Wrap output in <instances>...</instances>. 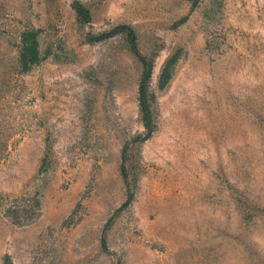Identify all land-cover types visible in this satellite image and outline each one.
<instances>
[{
  "label": "rangeland",
  "instance_id": "374dc122",
  "mask_svg": "<svg viewBox=\"0 0 264 264\" xmlns=\"http://www.w3.org/2000/svg\"><path fill=\"white\" fill-rule=\"evenodd\" d=\"M72 1L0 0V264H264V0Z\"/></svg>",
  "mask_w": 264,
  "mask_h": 264
},
{
  "label": "trees",
  "instance_id": "16d2710c",
  "mask_svg": "<svg viewBox=\"0 0 264 264\" xmlns=\"http://www.w3.org/2000/svg\"><path fill=\"white\" fill-rule=\"evenodd\" d=\"M71 6L73 7L77 18L80 21L85 22L90 20L91 18L90 10L86 7V5L83 2H81L80 0H73ZM116 32H123L125 34L131 50L139 58V60L143 65L142 73L138 81V103H139V110L144 125L146 127V133L143 136V138H145L149 136L153 130L151 101L154 99V92L149 89V79L151 75L152 60L139 50L137 46V36L133 26L125 22L117 23L114 26H112L110 29L102 30L94 34L89 33L88 40L90 41L100 40ZM39 58L40 56H39L36 31L31 29H26L22 32L21 35L20 59L23 62V65L27 67L28 65L38 61ZM176 59H177V53H173L165 59L158 76L159 87L165 86V84L170 79L172 67ZM123 158L124 157L122 156L120 169L124 179H127ZM22 198L25 199L26 196H22ZM127 200H129V197H127ZM37 205L38 202L36 200L31 201L30 203L17 202L15 205H10L6 207V214L10 215L12 221L20 222L23 220V218H28V217L31 218L32 214L35 212V208ZM22 207L29 208V212L27 214L21 212Z\"/></svg>",
  "mask_w": 264,
  "mask_h": 264
}]
</instances>
